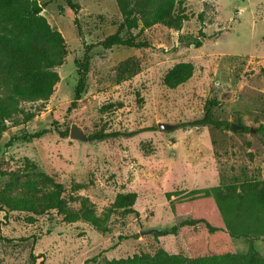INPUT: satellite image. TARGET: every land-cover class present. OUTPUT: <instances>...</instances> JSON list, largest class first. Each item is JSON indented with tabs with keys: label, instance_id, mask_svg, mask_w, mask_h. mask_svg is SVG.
<instances>
[{
	"label": "rangeland",
	"instance_id": "obj_1",
	"mask_svg": "<svg viewBox=\"0 0 264 264\" xmlns=\"http://www.w3.org/2000/svg\"><path fill=\"white\" fill-rule=\"evenodd\" d=\"M38 1L63 34L65 55L55 68L60 81L53 95L24 102L0 137V264H103L141 253L153 257L160 249L189 259L185 231H140L163 232L198 216L223 227L232 218L257 228L215 241L206 235L205 246L214 242L218 250L264 260V213L245 210L243 200L264 190V132L258 131L264 126V0H185L189 20L181 28L156 24L140 31L139 22L133 33L149 47L109 50L98 43L123 19L116 0H74L77 13L65 0ZM82 39L94 45L93 59L86 91L72 107ZM179 62H192L194 74L169 88L164 78ZM212 99L218 119L249 131L177 127L202 118ZM160 122L176 127L161 131ZM73 124L87 140L70 137ZM46 128L51 131L40 138L7 146L13 136ZM135 130L142 131L125 135ZM112 132L121 135L91 138ZM215 187L226 197L221 203ZM131 191L139 216L114 210L117 195ZM168 192L175 194V212ZM73 215L100 218L107 231L83 219L70 222Z\"/></svg>",
	"mask_w": 264,
	"mask_h": 264
},
{
	"label": "trees",
	"instance_id": "obj_2",
	"mask_svg": "<svg viewBox=\"0 0 264 264\" xmlns=\"http://www.w3.org/2000/svg\"><path fill=\"white\" fill-rule=\"evenodd\" d=\"M116 1L123 19L115 33L106 36L98 43L104 50H109L114 46L138 49L149 47L146 41L138 39L139 34L133 33V30L139 27V22L142 23L140 29L142 31L156 24L179 29L185 21L189 20L185 0ZM65 2L71 10L75 13L78 12L79 5L74 0H65ZM43 8L38 0H0V137L7 130V121L13 115L22 113L24 102L48 100L55 92V87L60 81V75L55 68L63 63L66 41L63 34L53 28L42 14ZM63 11L64 9H62ZM82 41L84 53L79 62V78L72 107L77 105L86 91L93 59L94 45L87 44L85 39H82ZM198 45H201L200 40ZM194 69L192 62H179L166 74L164 84L169 88H176L186 83L193 76ZM217 104L218 100L212 99L202 118L177 124V127L214 126L230 128L229 122L215 116L214 108ZM50 131L46 128L32 134L13 136L7 146H11L14 141L20 139L40 138ZM140 131L127 132L125 135L132 136ZM243 131H249V128L245 127ZM258 131L264 132V126H261ZM67 134L68 132H65L64 135ZM118 135H121V133H101L91 138L103 140ZM30 169L43 179L54 181L47 173L39 170L36 164H31ZM217 190L218 187H215L216 199L221 203L226 197ZM252 192L243 197V200L247 199L249 203L245 210H251L256 215L264 213V190ZM205 193L210 194L208 191H205ZM166 195L173 212H175V200L173 199L175 194L168 192ZM137 198L136 192L119 193L114 203V210L121 211L124 214L135 213L139 216V212L134 208ZM232 199H234L233 196ZM242 205L243 203L239 205L240 210ZM85 215H73L69 218V221L76 222L83 219L99 230L107 231L103 220ZM256 230L257 228L252 225L240 227L236 220L232 218H229L226 227H223L210 222L203 216H198L174 224L163 230V232L153 233L156 236L176 235L181 231H185L192 252L191 258L188 259L179 254H169L164 249H160L153 257L141 253L132 257L108 260L103 264H264L262 259L237 254L231 248L218 250L214 242L211 249L205 246L207 242L206 235L213 237L215 241V237L221 234L241 236L248 234V231L255 232ZM200 242H203L204 246H200Z\"/></svg>",
	"mask_w": 264,
	"mask_h": 264
},
{
	"label": "water",
	"instance_id": "obj_3",
	"mask_svg": "<svg viewBox=\"0 0 264 264\" xmlns=\"http://www.w3.org/2000/svg\"><path fill=\"white\" fill-rule=\"evenodd\" d=\"M159 130L161 131H170L173 128L176 127L175 124H171L168 122H160L158 124ZM245 128L244 125L242 124H236V123H231L230 124V129L231 130H243ZM252 132H254V129H251ZM70 137L74 138V139H80V140H87V136L85 135L84 131L82 130V128L80 126H78L77 124H73L72 128H71V133H70ZM156 232H161V230H159L156 227H152V228H148L145 230H141L140 234L141 235H146V234H153Z\"/></svg>",
	"mask_w": 264,
	"mask_h": 264
}]
</instances>
